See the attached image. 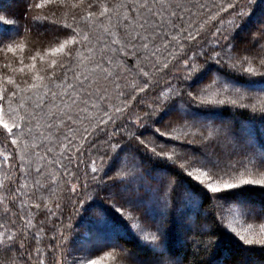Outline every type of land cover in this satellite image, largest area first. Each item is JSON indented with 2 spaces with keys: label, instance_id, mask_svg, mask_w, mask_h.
Masks as SVG:
<instances>
[{
  "label": "trees",
  "instance_id": "trees-1",
  "mask_svg": "<svg viewBox=\"0 0 264 264\" xmlns=\"http://www.w3.org/2000/svg\"><path fill=\"white\" fill-rule=\"evenodd\" d=\"M102 2L0 0V264H264V185L194 179L264 172V0H148L168 46L144 0Z\"/></svg>",
  "mask_w": 264,
  "mask_h": 264
},
{
  "label": "snow or ice",
  "instance_id": "snow-or-ice-1",
  "mask_svg": "<svg viewBox=\"0 0 264 264\" xmlns=\"http://www.w3.org/2000/svg\"><path fill=\"white\" fill-rule=\"evenodd\" d=\"M45 3L51 2V0H44ZM133 2H135V0H133ZM157 3H160L161 0H156ZM43 6V3H38L35 5L36 8H41ZM139 9H145L147 11V15H144L142 12L138 13L139 15L142 16L143 19V23H141L139 25V27L143 28L146 32L147 31H151L152 34L154 36H156V39H161L162 42L163 41H167V44L165 46H168L171 44V41H168L167 35H165L164 37H160L156 34V28H160L161 31L164 28V24L166 23V21L164 20H160V21H156V18L158 16L162 15L161 11H153V5H150L148 3V0H144L143 4H140ZM165 6L163 5V3H161V8L163 9ZM201 8L204 7V5H200ZM229 7H232V5H229ZM175 8L176 9H181L182 5H180L179 3L175 4ZM97 9H101L100 14L104 15V13H106L108 11V7L106 4H104L102 2V0H87V11H88V15L92 16L94 15V13L96 12ZM170 16L173 17V20L167 21V23H171L173 26V29L176 28L177 25H179L181 27V29L183 31H187V29L183 28V23H184V17L180 16L177 14V11H172L170 13ZM70 27L69 25H64L63 27H61L64 31H63V35L64 36H69L72 35V31H70ZM260 41L264 40V33H260ZM188 39H193V37L191 36V33H188ZM87 39V37L85 38ZM145 40H147V37H144ZM173 40H175V37H173ZM130 42V41H129ZM74 43H80V41L76 40L74 41ZM153 43H155V41H153ZM144 48L148 47L147 43L143 44ZM65 48V44L61 43L59 44L58 48L52 49L53 52H62ZM0 50H3L5 52H12L14 51V47L13 44L11 42L8 43H0ZM75 51V48H71L68 50V57L71 58L72 53ZM210 52H215L216 49H210ZM209 53H205V56H208ZM33 59H35V57H33ZM185 63L187 64V60H185ZM259 65L260 67L264 68V59H261L259 61ZM56 67H61V70L63 72V66L62 64H58L55 60L52 61V68L49 69V71H53L55 70ZM8 65L5 64L4 65V69H7ZM22 71V69H21ZM248 72H251L252 69L248 68L247 69ZM146 75V73H145ZM37 79H42V77H36ZM59 78V77H57ZM9 84H12L13 81L12 79L9 77L8 81ZM11 95H15L14 92H11ZM191 95V94H189ZM4 97L3 95H0V101H3ZM76 101L73 100V104H75ZM11 119V123H9L8 120L4 119V111L3 108L0 107V128L3 129V134L5 135L6 139L10 138V144L11 145H15L17 143V138H16V131H22L23 130V124L17 122L18 119L19 120H23L22 117H17L15 114H13L12 116H10ZM69 131H71V128H69ZM69 143H71V141H69ZM141 143H143V141H141ZM153 151H155L153 149ZM159 155V154H158ZM171 158V157H169ZM181 167H185V165H181ZM188 167V166H187ZM37 173L39 174L40 170L39 168L36 169ZM91 171L92 173H96L98 171V169L95 167V161H92V167H91ZM188 174L190 176H192V172L188 171ZM229 173H221V174H212L208 171H201L200 174L198 176H196L194 179L197 180L199 183L204 185V181L201 180V177H204V179L207 181L206 184V188L208 190H210V192L212 193H218L221 192L222 189L223 190H228V189H233V188H237L240 185H245V184H260V185H264V172L260 173V179L259 180H255V179H251V178H245L243 175H241L238 178H225L228 177ZM22 191V189H20ZM12 190L10 189V192ZM72 191L75 192L76 191V187L73 186ZM14 201L15 198L11 201H9L10 204H12L14 206ZM10 240L13 239L12 236L8 237ZM157 239L156 236L152 237V240L155 241ZM247 243H251V241H247ZM260 243H264V241H260ZM86 264H95V261L92 260H87Z\"/></svg>",
  "mask_w": 264,
  "mask_h": 264
},
{
  "label": "rangeland",
  "instance_id": "rangeland-1",
  "mask_svg": "<svg viewBox=\"0 0 264 264\" xmlns=\"http://www.w3.org/2000/svg\"><path fill=\"white\" fill-rule=\"evenodd\" d=\"M254 204H244L245 208H251V209H257L256 207L254 208V206H252ZM258 210V209H257ZM246 263L247 264H257V261L254 260V258L252 256H250L249 258H246Z\"/></svg>",
  "mask_w": 264,
  "mask_h": 264
}]
</instances>
